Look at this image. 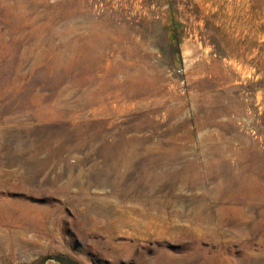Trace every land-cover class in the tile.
<instances>
[{
	"label": "rangeland",
	"instance_id": "1",
	"mask_svg": "<svg viewBox=\"0 0 264 264\" xmlns=\"http://www.w3.org/2000/svg\"><path fill=\"white\" fill-rule=\"evenodd\" d=\"M55 255L264 264V0H0V264Z\"/></svg>",
	"mask_w": 264,
	"mask_h": 264
},
{
	"label": "trees",
	"instance_id": "2",
	"mask_svg": "<svg viewBox=\"0 0 264 264\" xmlns=\"http://www.w3.org/2000/svg\"><path fill=\"white\" fill-rule=\"evenodd\" d=\"M47 259H53L58 264H78L77 262L73 261L72 259L65 257V256H62V255H55V256L46 257L44 260H47Z\"/></svg>",
	"mask_w": 264,
	"mask_h": 264
},
{
	"label": "bare ground",
	"instance_id": "3",
	"mask_svg": "<svg viewBox=\"0 0 264 264\" xmlns=\"http://www.w3.org/2000/svg\"><path fill=\"white\" fill-rule=\"evenodd\" d=\"M125 131H128V130H125ZM122 141V140H121ZM120 141V142H121ZM139 163V162H138ZM142 164V163H141ZM153 173V172H152ZM33 177V176H32ZM32 179V178H31ZM71 179V178H70ZM69 181V180H68ZM34 184V183H33ZM126 184V183H125ZM124 184V185H125ZM142 184V183H141ZM162 191V190H161ZM70 193V192H69ZM85 194V193H84ZM142 195V194H141ZM115 196H116V194H115ZM88 197V196H87ZM156 201V200H155ZM140 203V202H139ZM143 204V203H142ZM87 205V204H86ZM157 209V208H156ZM4 211V210H3ZM24 211V210H23ZM28 211V210H27ZM168 211V210H167ZM175 211V210H174ZM33 213V212H32ZM153 214V213H152ZM162 215V214H161ZM26 217V216H25ZM154 218V217H153ZM165 219V218H164ZM108 220V219H107ZM122 224V223H121Z\"/></svg>",
	"mask_w": 264,
	"mask_h": 264
}]
</instances>
